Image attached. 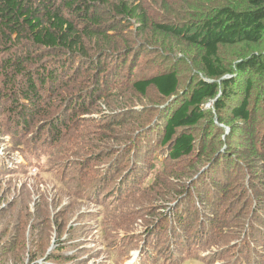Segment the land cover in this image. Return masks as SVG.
Here are the masks:
<instances>
[{
  "label": "rangeland",
  "instance_id": "rangeland-1",
  "mask_svg": "<svg viewBox=\"0 0 264 264\" xmlns=\"http://www.w3.org/2000/svg\"><path fill=\"white\" fill-rule=\"evenodd\" d=\"M142 1L157 24L170 22L185 7L183 0H165L168 11L163 13L162 0ZM197 3L185 0L186 6ZM137 31L134 22L117 21L111 41L134 51L112 60L113 66L104 63V69L117 73L82 107L64 114L70 106L55 103L49 108L46 103L36 116L56 117L46 123L33 118L24 130L11 127L8 102H0V249L7 252L0 264H12L36 248L44 252L39 264H264L262 109L253 124H244L246 137H241L234 136L238 127H223L228 112L211 115V102L206 101L214 124L206 147L177 161L161 157L159 151L165 154V149L156 140L170 103L154 88L141 95L132 84L172 69L179 77V92L186 90L187 97L203 76L196 70L197 59L188 60L174 39L157 45L156 51L150 33L144 37ZM142 44L147 47L138 51ZM253 49L264 54V42ZM86 53L92 56V47ZM251 53L252 47L240 45L222 49L219 59L232 67ZM94 71L89 65L80 68L78 81ZM262 84L259 77L254 79L253 95L264 91ZM60 91L65 97L63 87ZM59 116L66 122L63 127ZM203 128L194 129L201 139L207 137ZM149 138L158 154L150 153V159L138 164L143 141ZM230 148L234 157L225 160ZM217 154L224 176L209 174L210 168L194 178ZM27 263L25 258L22 264Z\"/></svg>",
  "mask_w": 264,
  "mask_h": 264
},
{
  "label": "trees",
  "instance_id": "trees-1",
  "mask_svg": "<svg viewBox=\"0 0 264 264\" xmlns=\"http://www.w3.org/2000/svg\"><path fill=\"white\" fill-rule=\"evenodd\" d=\"M164 1L160 5L163 13L168 11ZM219 1L198 0L196 5L186 6L183 0L185 7L175 17L171 16L170 22L161 20L157 24L150 20L149 9L142 0L138 3L134 0H0V102L7 101L10 107L6 119L12 122L13 129L26 130L33 118L46 123L56 117L52 114L36 116L46 103L49 108L55 103L57 107L70 106L64 111L66 114L96 98L101 83L106 84L114 72L117 73L112 68L109 72L104 69V63L110 61L113 66L115 59L127 57L134 51L114 44L110 34L117 21L134 22L140 35L145 37L146 32L150 33L156 51H160L157 45L168 38L174 39L176 48L188 60L197 59L196 70L203 76L189 89L187 97L186 90L179 92V77L172 69L132 84L133 91L141 95L154 88L162 99L175 98L168 103L170 106L163 115L164 125L156 141L160 149H165V154L160 150L159 155L177 161L191 156L199 147H206L214 125L213 120L208 119L206 101L211 102L214 111L211 115L228 112V118L222 122L224 128L238 127L234 136L246 137L242 133L244 124H253L261 109L264 115V91L253 95L256 77L261 79L264 89V54L253 49L260 48L264 42V0H222L223 4ZM240 45L252 47V53L239 57L232 67L225 66L219 59L220 51ZM87 47H92V56L86 53ZM145 47L142 44L138 51ZM74 61L78 62L75 67L71 65ZM87 65L94 67L93 75L78 81L79 69ZM89 84L93 86H86ZM60 87L66 91L65 97L59 95ZM54 95L57 101H53ZM60 117L57 121H60L59 127H63L66 122ZM202 124L207 136L203 139L196 136L194 130ZM150 140L143 141L138 164L150 159V153L158 154L154 149L155 141ZM228 152L225 160L234 157L233 148ZM255 156L254 152L252 157ZM217 158L207 170L211 168L209 174L223 177L226 169L223 160L217 161ZM153 169L151 165L148 171ZM198 172L197 169L195 177ZM38 250L27 252L25 257L18 255L12 264H22L25 258L27 264H39L38 259L44 252ZM6 254L0 249V258H5Z\"/></svg>",
  "mask_w": 264,
  "mask_h": 264
},
{
  "label": "water",
  "instance_id": "water-1",
  "mask_svg": "<svg viewBox=\"0 0 264 264\" xmlns=\"http://www.w3.org/2000/svg\"><path fill=\"white\" fill-rule=\"evenodd\" d=\"M175 98H171L170 100H168L169 103H171ZM163 107H166L163 106ZM163 107H161V109H163ZM155 121V120H154ZM154 121L152 122V124L154 123ZM215 158H217V156H215L209 163L206 164V166L202 169L199 170L197 176L195 178H197L198 176H200L204 171H206L213 163H214V160Z\"/></svg>",
  "mask_w": 264,
  "mask_h": 264
}]
</instances>
